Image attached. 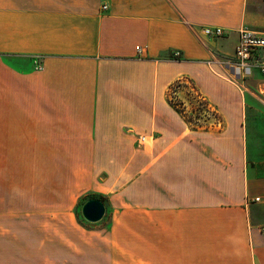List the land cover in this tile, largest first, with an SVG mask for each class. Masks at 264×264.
<instances>
[{
  "label": "crops",
  "instance_id": "crops-1",
  "mask_svg": "<svg viewBox=\"0 0 264 264\" xmlns=\"http://www.w3.org/2000/svg\"><path fill=\"white\" fill-rule=\"evenodd\" d=\"M241 29L264 34V0H0V264L15 201L55 194L63 162L119 210L114 230L150 243L143 263L264 264V141L249 154L246 116L264 76L231 64ZM195 96L198 126L175 105ZM37 236L44 257L56 234Z\"/></svg>",
  "mask_w": 264,
  "mask_h": 264
},
{
  "label": "rangeland",
  "instance_id": "rangeland-1",
  "mask_svg": "<svg viewBox=\"0 0 264 264\" xmlns=\"http://www.w3.org/2000/svg\"><path fill=\"white\" fill-rule=\"evenodd\" d=\"M252 72L253 70L241 73L243 76L244 74L245 76H251ZM239 84H241L240 81ZM253 93L256 105L264 109V88L253 91ZM246 99L248 149L249 154H251L253 152V141L254 144L258 139L259 142L264 141V111L254 107L249 108L251 102L248 96H246ZM175 105L181 110H185L186 107L190 108L192 112H194L192 108L198 111L201 109L194 101L187 99H176ZM253 112H257L255 120L252 119ZM191 118L188 119L192 121ZM194 125L198 126L197 124ZM252 125H257L256 127L260 128V138H254ZM71 164L69 162L62 163V185L55 187V194L49 192L53 190V186L51 188L47 186L45 188L46 194L41 195L37 192L39 188L35 189L36 185H32L31 179L29 205L27 206L25 203L24 197L26 207L17 210L16 206H21L22 200L15 201L14 213H20L21 216L17 219L14 218L13 230H9V236L12 234L14 244L12 264H145L140 261V258L145 257L140 255H149L150 243H137L129 240L124 227L114 230L112 218L113 214H118L119 210L113 208L109 197L102 194L98 184H94L83 172L81 174L80 172H74L71 176L69 172ZM73 165L81 166V170H83L87 163L74 162ZM14 199H21V195ZM90 199L101 201L105 207L102 220L95 224L86 222L81 215L83 204ZM54 202L56 207H54ZM0 214L8 213L0 210ZM22 215L29 216V219H23ZM54 219L56 223H53ZM53 233L56 234L57 239L55 245L53 242H47L45 255L40 257L41 250L38 248V242L32 241V239H36L37 235L40 234H44L49 238L48 235ZM113 234L121 239L114 246L112 241H109V238H113ZM27 238L31 240L28 247L25 246ZM118 249L119 252H117Z\"/></svg>",
  "mask_w": 264,
  "mask_h": 264
},
{
  "label": "built area",
  "instance_id": "built-area-1",
  "mask_svg": "<svg viewBox=\"0 0 264 264\" xmlns=\"http://www.w3.org/2000/svg\"><path fill=\"white\" fill-rule=\"evenodd\" d=\"M105 8L106 7H103V9ZM203 34L212 38H220L223 36L224 31L219 28H205L203 29ZM260 49H264V34H258L255 32L248 31L246 29L239 30L238 42L234 50V58L231 64L242 73L250 72L251 69L256 68L260 73L264 74V61L253 60V55L255 54L256 51ZM136 50L139 51V47H137ZM179 56H180L179 52H174L172 54V58L174 59L179 58ZM35 64H36L35 69L41 70V66H39L36 62ZM193 101L196 103L197 106H199V108H201L200 110H203L204 106L202 105L203 102H201L202 100L200 98L195 96V99ZM192 110L194 112H192L190 108L186 107L185 110L182 109L181 111L184 114H186L188 118L192 117L191 123L193 125L194 124L200 125L198 123L202 111L199 112L200 110L198 111L195 110L194 108H192ZM208 114L210 117H213V113H211L210 111L207 112V115ZM255 201H259V198H256Z\"/></svg>",
  "mask_w": 264,
  "mask_h": 264
},
{
  "label": "water",
  "instance_id": "water-1",
  "mask_svg": "<svg viewBox=\"0 0 264 264\" xmlns=\"http://www.w3.org/2000/svg\"><path fill=\"white\" fill-rule=\"evenodd\" d=\"M104 214L105 207L103 203L97 199H90L86 201L81 208V215L83 219L91 224L101 221Z\"/></svg>",
  "mask_w": 264,
  "mask_h": 264
}]
</instances>
